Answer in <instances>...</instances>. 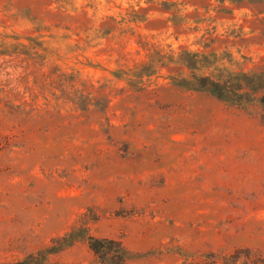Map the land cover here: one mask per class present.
Masks as SVG:
<instances>
[{
	"label": "rangeland",
	"instance_id": "rangeland-1",
	"mask_svg": "<svg viewBox=\"0 0 264 264\" xmlns=\"http://www.w3.org/2000/svg\"><path fill=\"white\" fill-rule=\"evenodd\" d=\"M262 96L264 0H0V264H264Z\"/></svg>",
	"mask_w": 264,
	"mask_h": 264
},
{
	"label": "trees",
	"instance_id": "trees-1",
	"mask_svg": "<svg viewBox=\"0 0 264 264\" xmlns=\"http://www.w3.org/2000/svg\"><path fill=\"white\" fill-rule=\"evenodd\" d=\"M207 59L208 55L203 52L183 49L180 54V60L187 68L193 70V74L190 78H184L182 82L189 84L190 87L199 91L207 90L219 99H233V101H235L234 103L237 104L242 103L243 100L247 99V96L249 95V85L248 83H244L243 80L247 78L249 79L253 75L242 72L240 73L242 79L238 82H234L238 80L237 76L235 78H232V76L229 78H223L221 76H216L215 74L199 75L196 72L204 66ZM218 69L221 70V72L227 70L225 68ZM233 73L234 72H232V74ZM260 102L261 105L264 106V96L260 98ZM89 248L100 258L104 260L108 259L112 264H127L125 248L120 241L107 238L99 239L91 236ZM239 257L238 252L230 256L233 263H235ZM214 262L218 263V260H215Z\"/></svg>",
	"mask_w": 264,
	"mask_h": 264
}]
</instances>
